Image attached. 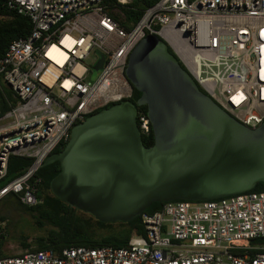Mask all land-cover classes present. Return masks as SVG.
Listing matches in <instances>:
<instances>
[{"label":"built area","instance_id":"1","mask_svg":"<svg viewBox=\"0 0 264 264\" xmlns=\"http://www.w3.org/2000/svg\"><path fill=\"white\" fill-rule=\"evenodd\" d=\"M132 0H5L29 19L26 37L0 59V181L11 156L31 159L27 170L0 187L21 205L35 206L34 173L72 128L108 106L128 101L130 53L146 36L164 40L199 87L243 126L264 122V0H159L129 29L121 7ZM101 70L93 78L96 63ZM141 135L150 121L137 114ZM144 235L127 245L69 247L6 255L0 264H264V193L210 201H172L143 213ZM0 222V242L5 238Z\"/></svg>","mask_w":264,"mask_h":264},{"label":"water","instance_id":"2","mask_svg":"<svg viewBox=\"0 0 264 264\" xmlns=\"http://www.w3.org/2000/svg\"><path fill=\"white\" fill-rule=\"evenodd\" d=\"M181 64L157 36L136 45L125 76L147 107L153 145H143L129 101L89 116L42 164H60L50 182L55 197L101 223H128L153 203L216 200L264 183V122L240 124Z\"/></svg>","mask_w":264,"mask_h":264},{"label":"trees","instance_id":"3","mask_svg":"<svg viewBox=\"0 0 264 264\" xmlns=\"http://www.w3.org/2000/svg\"><path fill=\"white\" fill-rule=\"evenodd\" d=\"M109 9H113L116 5L115 0H104ZM159 0H132L129 4L121 7L125 20L124 28L129 29L134 26L142 17L143 12L155 5ZM31 30L28 18L18 15L15 11L10 10L6 6L5 0H0V59L4 56L9 44L14 40L26 37ZM168 51L173 54L172 50ZM185 70V67L181 64ZM3 91L10 95V92L2 86ZM200 90L205 93L201 88ZM141 94L133 88V96L130 100L137 114L143 113L147 116V107L137 105ZM0 105L2 111L6 109L2 93L0 92ZM113 106V105H111ZM108 106L102 110L108 109ZM100 110V111H102ZM97 111L94 114L99 113ZM93 114V115H94ZM92 116V115H91ZM137 120V119H136ZM142 143L146 148L153 145V133L150 124V133L145 136L141 135ZM65 144H60L52 154L61 152ZM51 154V155H52ZM32 160L27 158L11 156L8 162L6 176L0 181V187L10 183L18 176L23 174L31 165ZM60 172V164L53 162L50 165L40 167L32 176L31 183H37V199L35 206L26 207L20 204L17 196L10 194L3 200L11 203L13 207H19L29 212L33 218L35 225L44 229V234L35 237L33 246L26 243V239L22 242V247L28 251H52L59 254L63 249L69 247H125L129 239L133 235H144V229L141 224V216L128 223H101L89 214L78 211L70 207L65 202L55 197L50 189V182ZM263 192L264 183H258L256 186L246 193ZM164 203H153L144 212L152 214L161 209ZM6 218L0 215V222L5 223ZM6 233V226H5ZM264 243V240H261ZM4 240L0 242V258L6 255L2 252Z\"/></svg>","mask_w":264,"mask_h":264},{"label":"rangeland","instance_id":"4","mask_svg":"<svg viewBox=\"0 0 264 264\" xmlns=\"http://www.w3.org/2000/svg\"><path fill=\"white\" fill-rule=\"evenodd\" d=\"M94 61L93 56H91L86 63L93 64V69L99 60L96 63H93ZM0 215L6 218V236L1 247L5 255L11 256L24 253L28 250L22 247L24 239H26L27 244L33 246L35 237L44 234V229H40L35 225L29 212L19 207H13L7 200L0 201Z\"/></svg>","mask_w":264,"mask_h":264}]
</instances>
